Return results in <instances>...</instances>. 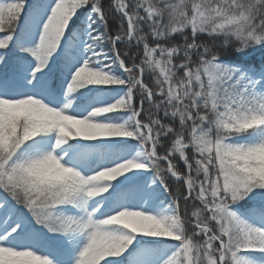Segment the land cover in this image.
Here are the masks:
<instances>
[{"label":"snow or ice","instance_id":"1","mask_svg":"<svg viewBox=\"0 0 264 264\" xmlns=\"http://www.w3.org/2000/svg\"><path fill=\"white\" fill-rule=\"evenodd\" d=\"M0 264H264V0H0Z\"/></svg>","mask_w":264,"mask_h":264},{"label":"trees","instance_id":"2","mask_svg":"<svg viewBox=\"0 0 264 264\" xmlns=\"http://www.w3.org/2000/svg\"><path fill=\"white\" fill-rule=\"evenodd\" d=\"M105 3H107V0H105Z\"/></svg>","mask_w":264,"mask_h":264}]
</instances>
